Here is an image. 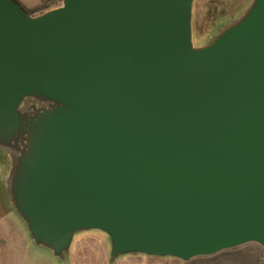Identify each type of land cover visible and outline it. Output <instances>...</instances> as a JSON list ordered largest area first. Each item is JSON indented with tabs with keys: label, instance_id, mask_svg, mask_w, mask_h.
Instances as JSON below:
<instances>
[{
	"label": "water",
	"instance_id": "water-1",
	"mask_svg": "<svg viewBox=\"0 0 264 264\" xmlns=\"http://www.w3.org/2000/svg\"><path fill=\"white\" fill-rule=\"evenodd\" d=\"M0 0L5 199L66 264L264 251V0L196 42L194 0Z\"/></svg>",
	"mask_w": 264,
	"mask_h": 264
},
{
	"label": "rangeland",
	"instance_id": "rangeland-1",
	"mask_svg": "<svg viewBox=\"0 0 264 264\" xmlns=\"http://www.w3.org/2000/svg\"><path fill=\"white\" fill-rule=\"evenodd\" d=\"M249 2L250 0H194L193 30L196 42L204 40L217 22L234 17L238 8L245 7ZM2 164L0 154V264H59L49 251L33 245L24 225L9 208L3 191L6 171ZM252 246L257 245L248 244L240 248ZM66 264H109L104 237L99 234L77 236ZM114 264L184 263L174 259L129 256Z\"/></svg>",
	"mask_w": 264,
	"mask_h": 264
},
{
	"label": "trees",
	"instance_id": "trees-1",
	"mask_svg": "<svg viewBox=\"0 0 264 264\" xmlns=\"http://www.w3.org/2000/svg\"><path fill=\"white\" fill-rule=\"evenodd\" d=\"M20 5V0H14ZM60 0H37L38 4L33 8L21 5L30 15L39 14L53 6ZM184 264H264V251L258 246L234 249L222 252L213 257L197 258Z\"/></svg>",
	"mask_w": 264,
	"mask_h": 264
},
{
	"label": "crops",
	"instance_id": "crops-1",
	"mask_svg": "<svg viewBox=\"0 0 264 264\" xmlns=\"http://www.w3.org/2000/svg\"><path fill=\"white\" fill-rule=\"evenodd\" d=\"M20 3L28 9L33 8L38 4L37 0H20Z\"/></svg>",
	"mask_w": 264,
	"mask_h": 264
}]
</instances>
